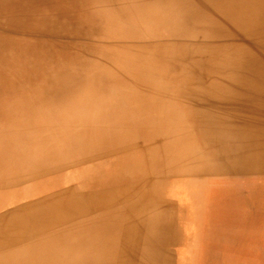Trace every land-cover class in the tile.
I'll return each mask as SVG.
<instances>
[{
    "label": "bare ground",
    "instance_id": "obj_1",
    "mask_svg": "<svg viewBox=\"0 0 264 264\" xmlns=\"http://www.w3.org/2000/svg\"><path fill=\"white\" fill-rule=\"evenodd\" d=\"M37 1L0 0V49L17 50L0 73L18 79L11 90L29 85L24 113L0 108V193L67 177L0 206V264H174L175 220L199 198L184 182L169 195L173 178L202 172L219 195L224 169L258 173L264 193V0H106L103 13H116L106 27L120 23L131 42L73 44L84 49L69 53L72 68L34 75L21 61L34 31L98 32L104 18L99 0Z\"/></svg>",
    "mask_w": 264,
    "mask_h": 264
},
{
    "label": "rangeland",
    "instance_id": "obj_2",
    "mask_svg": "<svg viewBox=\"0 0 264 264\" xmlns=\"http://www.w3.org/2000/svg\"><path fill=\"white\" fill-rule=\"evenodd\" d=\"M8 1L10 3V6H11V7H9V9H12V10L17 8V7L15 8L12 5L14 2H18V3L23 2L24 3V0L23 1L22 0H8ZM36 2H38V1L36 0ZM31 3H33V2L31 1L28 4V6L27 5H21L19 8H23V9H20V10L29 9V8H36V6L32 5ZM103 4H106V0H99L97 2H94L92 5V9L94 11H100L103 13V10L105 9V7H103ZM24 11H27V10H24ZM161 13H162L160 15L161 17H163V18L167 17L164 12H161ZM115 14L116 13H115V10L113 8L108 9L103 13L104 18L102 19V16H101L99 18V20L97 21V24L99 25L98 32L87 31V30L83 29L81 26H79L77 23H74L73 25L66 26L67 28L64 29V31H58V30L54 31L53 28L52 29L50 28L49 30H46L43 32L34 31V33L31 36V38L35 42L33 51L30 53H28V52L24 53L22 60H21L22 65L26 66V63H28V60L30 59V63H31V67H32V70L34 72V75L43 74V73L47 72L49 69H51L52 67L56 66V64H58V63L59 64L63 63V65H65L66 68H68L70 66L72 68V64L70 65L68 63V61L74 55H69V53L71 51H73V52L76 51L78 53H81L82 50L84 49V48H78L75 50V46L73 44H77V45L88 48V45H92V44L93 45H101L103 40L107 41V40H113V39L126 38L127 40H122V41H124V43L127 41H130V40H128L129 37L127 38V36L124 35V30H123L124 27L123 26L121 27L120 23L115 25V26L106 27L108 24H110L113 21V16ZM56 25H57V23H56ZM159 29H160L159 26L152 24V29L150 30L151 36L153 34H156L157 32H160ZM141 31L142 32L144 31L143 32L144 35H147V33H148L146 29L141 30ZM119 33H120V36H118ZM160 34H164V33L160 32ZM156 35H159V33ZM156 35H154V36H156ZM17 36L30 37L24 33H17ZM154 36H152V37H154ZM161 36L164 37L163 35H161ZM74 40L78 41V42L75 43V42H73ZM78 43H80V44H78ZM70 44L72 45V49H69ZM14 51H17V50L14 48V45H12V43H8V46H5V49L1 48L0 49V64H2V62H7V60H9L7 56H9V55L11 57L13 56V58L15 59L16 53ZM125 57H130V55H127ZM9 64L10 63L7 64L8 69H9ZM90 70L91 69L87 68V70H85L83 72L87 71V73H91V72H89ZM9 72H11V71H9ZM7 74H8V72H7ZM17 81H18L17 78H13V79L8 80L4 74L0 73V108H7L8 106H11V107L18 108V111L22 110V112L24 113L26 108H27L26 107L27 104H22L17 99L18 97H20V94H21L20 90L21 89L14 91V90H11L12 88L8 87V83L13 85V84H16ZM254 83H256V82H254ZM258 83H261V82H258ZM27 87H29V85L23 86L21 91H26ZM41 108L49 110V109L53 108V104L48 102V103H46L45 106H42ZM0 112H2L1 109H0ZM19 115H21V114L19 112H17L16 116H19ZM2 117H3V115L0 114V118H2ZM33 122H36V119H34ZM5 123H6V120L0 119V125H4ZM35 147H37V144H35V146H30V148H35ZM202 148H203V151H205V152L207 151V153H208L207 148H205L204 146H201L199 149H202ZM210 152L212 153L211 150H210ZM217 156L218 155H215V154L211 155V157L210 156L207 157L206 160H207V162H209V164L210 163L211 164L212 163L218 164L219 158H217ZM36 157H39V156H36ZM53 163L51 162L49 166H52L54 168L57 167V169H60V168L62 169V168H64L66 161L58 163L57 166H56V164H53ZM58 166L60 168H58ZM222 166H224V165H222ZM230 170L231 169H224L223 174H222L223 178H226L228 181L231 180V178L234 176H241V175L250 173V172H247V173L246 172H244V173L243 172H238V173L234 172L233 173V171L232 170L230 171ZM186 174H190V175H187V177H184V179H181V181L175 180V178H173L170 181V183L168 184L169 186H167V190L169 192H171L169 195H171L173 193L174 189L182 182L186 183L187 188H188V190H186V191L190 192V194H194V195L198 196L197 189L200 191L205 190L204 189L205 184L202 183V177H203L202 175H204L202 172L184 173L183 175L186 176ZM31 176L37 177V176H35L34 173H32ZM66 177H67V175L63 174L59 177H56L57 179L56 178H49L50 180L48 179V182L47 181L41 182L39 180L38 182L33 183L30 181L28 183L22 184V186H20L17 189L14 186H8L6 188L7 190H4L3 193H0V206L9 207V208L13 207L16 204L21 203L22 200H20V199H23L24 196L27 195L29 192H35V191L39 190L40 188H42L43 186L50 185L51 183L53 184V182L55 180L62 182L64 180H66ZM223 180L225 181V179H223ZM225 182L220 187V190H221L220 194H219L221 196L220 202L225 203L226 201H228V205H229V200L225 199V195L228 193V191L230 192L231 190L228 188L227 185L225 186ZM176 183H178V184L176 186H174ZM198 198H199V196H198ZM173 202L175 203V201H173ZM222 208H223L222 210H224V211H226V209H227L226 206H222ZM164 223L168 224V221H166V222L164 221ZM165 224H162L163 228L165 227ZM201 224L202 223H196V225H195V230L193 232L195 239L193 241H185V248L188 249L187 253L191 254L193 256V258H189V259H190L191 263H195V264H200V262H201L200 246L203 243L201 240L202 235H201V231H200V228L202 227ZM178 225H179L178 220H175V226H178ZM180 237H181V235L177 238L179 239ZM176 239L174 240V244H172V246H171V249L174 252V264H181L182 263L181 254L176 256V254H177L176 253V243H177ZM234 244H235V242L233 241L232 242V248H233L232 262H234V260H235V258H234L235 257ZM261 264H264V224L262 226V239H261Z\"/></svg>",
    "mask_w": 264,
    "mask_h": 264
},
{
    "label": "crops",
    "instance_id": "obj_3",
    "mask_svg": "<svg viewBox=\"0 0 264 264\" xmlns=\"http://www.w3.org/2000/svg\"><path fill=\"white\" fill-rule=\"evenodd\" d=\"M256 174L234 176L226 184L231 190L225 195V199L229 200L230 216L227 220L221 218L223 208L218 202L221 196L215 194L216 184L204 191L197 189L198 204L188 201L187 215L178 222L181 237L177 238L176 255L181 254V264H195L189 259L193 256L187 253L185 241L195 239L193 230L196 223H202L200 264H261L264 193L262 175Z\"/></svg>",
    "mask_w": 264,
    "mask_h": 264
}]
</instances>
